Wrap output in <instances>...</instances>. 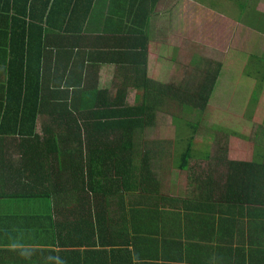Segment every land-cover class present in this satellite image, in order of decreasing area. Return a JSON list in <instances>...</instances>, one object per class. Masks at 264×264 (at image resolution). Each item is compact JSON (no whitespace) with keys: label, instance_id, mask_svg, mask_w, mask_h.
I'll list each match as a JSON object with an SVG mask.
<instances>
[{"label":"crops","instance_id":"obj_1","mask_svg":"<svg viewBox=\"0 0 264 264\" xmlns=\"http://www.w3.org/2000/svg\"><path fill=\"white\" fill-rule=\"evenodd\" d=\"M69 6L0 0V264H264V152H248L243 169L213 166L225 158L210 152L181 169L152 124L136 139L160 144L156 163L143 175L133 162L111 199L69 182L72 155L86 159L85 143L100 144L102 82L113 76L105 98L124 90L133 105L143 75L182 62L173 35L188 16L200 25L197 0H96L86 19ZM77 125L83 151L57 150L58 138L74 145Z\"/></svg>","mask_w":264,"mask_h":264},{"label":"rangeland","instance_id":"obj_2","mask_svg":"<svg viewBox=\"0 0 264 264\" xmlns=\"http://www.w3.org/2000/svg\"><path fill=\"white\" fill-rule=\"evenodd\" d=\"M202 1L205 3L201 4ZM197 3L200 25L190 26L188 16L184 34L173 35L184 63H170L169 75H156L155 80L152 79L163 86H171L174 95L163 99L155 115L156 126L149 130L158 134L160 131L168 139L174 167L193 136L194 160L191 163H204L202 154L210 152L230 160L213 162L215 167L226 168L227 162L247 160L248 152H264V137L261 136L264 127L249 133L254 127L252 117L258 118L255 123H264L259 120L264 117V45H261L264 42V0H197ZM235 47L247 53L233 58V63L227 62L232 55L224 53ZM190 58L193 59L191 63ZM218 63L231 67H221L223 70H220L204 112L199 115V110H184L182 100L186 102L197 94V87L203 83L202 78L198 79L199 74L203 70L213 73ZM207 64L209 67L205 68ZM112 77L102 85L110 86ZM128 100L132 102V91ZM232 130L244 137L231 134Z\"/></svg>","mask_w":264,"mask_h":264},{"label":"trees","instance_id":"obj_3","mask_svg":"<svg viewBox=\"0 0 264 264\" xmlns=\"http://www.w3.org/2000/svg\"><path fill=\"white\" fill-rule=\"evenodd\" d=\"M24 1L25 4L30 2V0ZM46 1L56 2L59 5L61 2H64V0ZM95 2L96 0H69L70 6L68 9L71 8L75 13V9L77 7H83L84 19H86L92 13V8ZM145 54V56H147V50ZM234 58H236V56ZM227 62L230 61L227 60ZM223 65L224 67H231L227 66V64L225 65L224 63H218L216 70L213 73L203 70L199 74L200 76L198 79L202 78L201 80L203 83L197 87L198 93L192 95L189 98L190 100L188 99L189 102L187 100L186 102L182 100V107L184 110H199V115L204 112L209 95L212 92L220 70H223V68H221ZM207 67H209L208 64L205 68ZM138 76L139 75L136 76L134 81L137 84L140 82ZM151 83L152 81L148 79V75H143V80L140 82L138 87L140 90L136 91L133 101L134 104L131 106L125 103L126 91L124 90H119L117 95L112 100L105 98L109 92L110 86L112 85V81L110 86L100 85V94L102 93L105 95V97L100 96V114L96 116V118L100 119V144L90 141L85 143L87 150L86 159L77 158V156L73 154L71 160L74 165V169L69 175V182H77V184L82 182L86 188L88 186L86 192L91 193L99 201L111 199L113 194V183H120L124 178L131 175L129 172L125 173V169H133V162H135V169L144 170L142 171L143 175H145V171H148L150 167L156 163L155 155L156 152L160 151V144L137 140L136 138L139 134H142L145 129L154 124L155 115L159 105L163 102V99L166 96L174 95V93L172 91V87L169 85L161 87L160 83H157L159 85L155 82L154 84ZM142 90L144 91L142 92ZM252 119L254 127L249 130V133L255 132L262 126L264 127V123H255L256 120H258L256 117H252ZM196 126L197 124L193 125L192 133ZM84 129L94 130V127L87 126ZM81 130L82 127L80 125L73 126L71 128V132L73 134V142L71 145L74 144L73 146H69L70 144L66 143L68 141L58 138L55 148L57 147V150L74 151L71 147H79V149L83 151L81 147V134L79 133ZM230 133L238 138L244 137L242 134L237 133L234 130L230 131ZM261 136L264 137V132ZM192 139L193 136L189 138L185 149L180 155V161L177 163L178 168H186L188 161L191 158ZM163 145L166 146V158L168 159L169 165H173L169 142ZM262 149H264V146ZM205 158H207L206 155L204 156V160ZM242 161L243 162L237 161L240 169H243L245 166H249L246 160ZM97 162L100 164V173H98V175L95 172V167L90 169V165H94ZM87 165L89 166L86 174L85 168ZM241 166H243V168ZM85 180H87V182H85ZM74 190L79 193L80 187H75ZM84 190L85 189L83 188L82 192H84ZM62 192L63 191H61V193ZM39 195L48 198L51 193L49 191L48 193H39ZM37 196V193H35L31 196V198H35Z\"/></svg>","mask_w":264,"mask_h":264}]
</instances>
